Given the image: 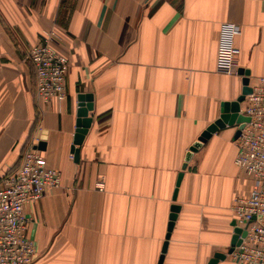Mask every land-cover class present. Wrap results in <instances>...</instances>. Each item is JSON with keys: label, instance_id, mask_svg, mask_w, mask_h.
I'll list each match as a JSON object with an SVG mask.
<instances>
[{"label": "crops", "instance_id": "crops-1", "mask_svg": "<svg viewBox=\"0 0 264 264\" xmlns=\"http://www.w3.org/2000/svg\"><path fill=\"white\" fill-rule=\"evenodd\" d=\"M223 23L240 26L238 69L252 87L264 77V0H0V179L34 141L62 173L60 189L25 208L34 264H159L174 206L162 264L217 254L226 255L217 264H237L231 206L252 187L235 164L237 126L182 169L221 105L242 92V77L216 69ZM51 31L70 69L66 100L44 105L28 53ZM86 96L91 124L76 162Z\"/></svg>", "mask_w": 264, "mask_h": 264}, {"label": "built area", "instance_id": "built-area-1", "mask_svg": "<svg viewBox=\"0 0 264 264\" xmlns=\"http://www.w3.org/2000/svg\"><path fill=\"white\" fill-rule=\"evenodd\" d=\"M240 26L223 23L220 29L217 72L238 75V49L235 46ZM58 33L46 32L34 45L28 59L34 69L37 98L44 105L62 103L67 98L69 58L56 43ZM241 113L249 118L237 140L235 164L251 179L246 197L234 199L231 210L234 226L245 236L229 254L237 264H264V77L257 79L246 96ZM34 141L24 151L19 167L0 179V264H34L38 258L35 241L28 234L25 208L62 187V173L47 165ZM104 190L102 181L97 183Z\"/></svg>", "mask_w": 264, "mask_h": 264}, {"label": "water", "instance_id": "water-1", "mask_svg": "<svg viewBox=\"0 0 264 264\" xmlns=\"http://www.w3.org/2000/svg\"><path fill=\"white\" fill-rule=\"evenodd\" d=\"M238 75L242 77V92L241 95L233 102H225L221 105V115L220 117L214 121L212 124H210L205 131L201 133L198 140L192 145V147L189 149V152L186 156L185 163L183 164V171H185L188 167V164L193 156L194 153H196L215 133H217L220 130H223L227 127H234L237 126V131L235 133V140H238L241 130L244 128L245 124L249 121V118L241 113V104L245 101L246 96L252 93V87L250 86V73L247 70L239 69ZM81 104L79 105V112L78 117L80 118L77 122V131L74 138V147L72 148V153L75 156L76 162L79 158V150L76 149V147L80 146L83 143L84 137L88 132V129L91 124V119L88 117V113L90 110H92V97L86 96L81 97ZM85 101H88V104L82 103ZM37 148L41 151L45 149V143H40ZM184 173H180L177 180V189L174 194V199L177 197L178 188L181 184V181L183 179ZM179 212V207L174 206L172 208V215L170 217V223L168 228V234L166 237V242L163 246L162 256L160 259L159 264H162L164 255L167 251L168 247V241L171 236V232L174 227L175 220L177 218V214ZM236 235L234 236L231 248L228 251V254H231L234 249L241 243V238L245 236V232L242 229H236L235 231ZM226 255L224 254H217L215 257L210 261L209 264H217V262L221 259H224Z\"/></svg>", "mask_w": 264, "mask_h": 264}]
</instances>
